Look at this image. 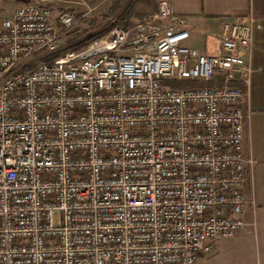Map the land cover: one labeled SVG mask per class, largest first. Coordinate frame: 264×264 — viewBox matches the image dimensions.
Segmentation results:
<instances>
[{
	"label": "built area",
	"instance_id": "built-area-1",
	"mask_svg": "<svg viewBox=\"0 0 264 264\" xmlns=\"http://www.w3.org/2000/svg\"><path fill=\"white\" fill-rule=\"evenodd\" d=\"M60 1L0 17V264H195L255 203L242 100L261 20H222L205 53L158 0L64 51Z\"/></svg>",
	"mask_w": 264,
	"mask_h": 264
},
{
	"label": "crops",
	"instance_id": "crops-1",
	"mask_svg": "<svg viewBox=\"0 0 264 264\" xmlns=\"http://www.w3.org/2000/svg\"><path fill=\"white\" fill-rule=\"evenodd\" d=\"M168 1L175 10L169 19L171 25L191 30V37L185 43L196 46L205 53L220 51L217 32L222 20H232L235 16L241 17L251 12L262 22L261 28L255 29L253 38L251 61L254 72L251 75V87L242 100L243 106L249 110L244 146L246 155L254 159L253 166L248 170V191L253 192L255 203H250L244 209L247 226L230 238H218L209 252L198 256L195 264H264V0ZM187 15L193 18L188 20ZM57 27L60 28L59 25ZM209 29L212 30L209 33L213 34L210 45L205 41L208 35L205 33ZM197 30L204 39L193 38L200 34Z\"/></svg>",
	"mask_w": 264,
	"mask_h": 264
},
{
	"label": "rangeland",
	"instance_id": "rangeland-1",
	"mask_svg": "<svg viewBox=\"0 0 264 264\" xmlns=\"http://www.w3.org/2000/svg\"><path fill=\"white\" fill-rule=\"evenodd\" d=\"M30 1L32 0H0V17L12 14L16 5ZM157 2L158 0H61L56 6L57 9L65 5L68 9H72L76 13L75 24L72 27L65 30L59 28L61 31L60 35L64 39V48L91 34H98L99 30L104 29L106 26H111L115 22V19L123 18L122 25L125 26L141 20L156 10ZM174 2L176 1L174 0ZM186 17L188 20L193 18L188 15ZM186 26L190 27L188 23H186ZM197 32L200 31L197 30ZM209 32L211 33L212 30L209 29L205 33V35L208 34L205 41L210 45L212 43L210 39H213V34L211 35ZM193 38L201 40V32ZM162 83L166 87L173 86L174 88L205 84L203 82L187 80H162ZM217 241L218 239L215 240V242Z\"/></svg>",
	"mask_w": 264,
	"mask_h": 264
},
{
	"label": "trees",
	"instance_id": "trees-1",
	"mask_svg": "<svg viewBox=\"0 0 264 264\" xmlns=\"http://www.w3.org/2000/svg\"><path fill=\"white\" fill-rule=\"evenodd\" d=\"M122 19L123 18L115 19V22L111 26H106V27H104V29L99 30L98 34L97 33H95V35L91 34L90 36H88L86 38H83L77 42H74L72 45L65 47L64 51H66V50L68 51V50H72V49L79 50V49L84 48L88 43H90L94 39L99 38L104 33L108 32L113 26H116L117 24H122L123 23ZM61 53L62 52H56V53L53 52V53H50V54H47L46 56H44L43 59L52 60L55 57L59 56Z\"/></svg>",
	"mask_w": 264,
	"mask_h": 264
}]
</instances>
